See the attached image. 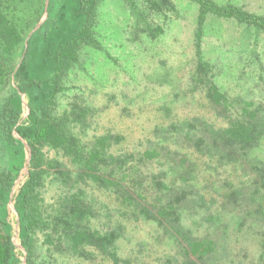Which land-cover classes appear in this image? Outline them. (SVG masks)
I'll return each instance as SVG.
<instances>
[{"label": "rangeland", "instance_id": "1", "mask_svg": "<svg viewBox=\"0 0 264 264\" xmlns=\"http://www.w3.org/2000/svg\"><path fill=\"white\" fill-rule=\"evenodd\" d=\"M62 1L45 0V13L34 31L57 16ZM153 1L100 0L92 21L96 45L85 46L77 65L64 77L55 115L67 116L68 130L83 147L110 136L107 150L130 154L151 147L158 135L175 141L180 129L176 135L174 131L165 135L163 128L183 120L206 118L221 128L236 118L247 120L249 112L257 109L262 126L250 145L225 143L204 149L180 143L177 161L186 159L187 163L171 166L166 159L159 164L152 161L142 163L139 172L149 181L161 174L159 182L175 184L179 198L187 194L177 204L181 223L197 238L209 234L215 239L218 250L210 264H264V34L256 36L233 22L209 18L201 51L210 64L206 74L210 80L200 75L202 83L193 84L198 8L185 0H168L174 9L159 11L152 8ZM216 1L264 16V0ZM208 82L226 95L230 108L222 111L214 106L207 97ZM13 86L12 76L9 83L0 84V105ZM20 98L26 120L28 99L23 93ZM0 130V200L7 202L13 242L26 264L14 196L29 178L31 152L14 134L26 146V161L8 190L3 172L15 154L4 143L1 120ZM42 152L43 173L30 196H36L35 208L47 225L44 233L36 229L31 236L35 245L32 264H110L94 248L71 255L63 243H45L47 233H53L57 243L56 231L61 232L75 216L82 226L99 231L122 222L120 253L133 263H182L181 247L155 223L120 218L126 214L119 208L116 191L83 178L62 151L44 148ZM154 189L149 188L150 194L156 193ZM200 196L209 203H203ZM58 215L66 220H57Z\"/></svg>", "mask_w": 264, "mask_h": 264}, {"label": "trees", "instance_id": "2", "mask_svg": "<svg viewBox=\"0 0 264 264\" xmlns=\"http://www.w3.org/2000/svg\"><path fill=\"white\" fill-rule=\"evenodd\" d=\"M185 1L198 8L194 32L198 62L191 79L193 84L202 83L199 76H206L210 69V64L204 60L201 51L209 18L233 22L256 36L264 34L263 15L249 12L230 2L220 4L216 0ZM99 2L100 0H63L57 16L48 19L34 31L45 13V0L39 4H36V0H0V84L9 83L11 76L16 84L12 93L0 105L4 143L15 154L3 172V181L8 190L14 185L26 161V146L22 141L31 152L29 178L14 196L21 220L20 238L27 251L26 264H32L35 253L32 234L36 229L44 233V225H47L35 208L36 196H30L43 173L40 168L44 162V148L62 151L79 167L83 178L86 177L104 189L116 191L119 195V208L126 214H120V218L153 222L163 229L181 247L180 264H210L218 250L215 239L209 234L197 238L181 223L182 212L177 204L187 194L184 192V196L179 198L180 191L175 184L159 182L161 174L149 181L139 172L140 165L152 161L159 164L165 159L171 166L187 163L186 159L177 161L176 154L180 151V143L188 142V145L204 149L225 143L237 147L250 145L258 136L259 127L262 125L257 120L261 118L256 109L249 112L247 120L236 118L221 128H217L206 118L186 119L178 125L172 124L169 128H163L165 135H172L173 131L176 135L180 129V137L175 141L171 140L173 137L158 135L151 147L130 154L107 150L106 144L111 140L110 136L99 138L92 147H83L80 139L68 130L65 120L67 116L58 118L55 107L62 91L63 79L79 62L82 49L96 45L92 21ZM152 8L171 11L174 6L168 0H155ZM161 29L157 28L158 31ZM209 80L208 78L206 81ZM207 84V97L214 106L222 111L230 108L226 95L218 87L209 82ZM20 93L28 99L29 115L26 120L22 118ZM14 134L22 141L17 140ZM170 155L171 158H168ZM154 187L153 192L156 193L150 194L149 188ZM200 200L205 204L209 203L203 196H200ZM6 203L0 200V264H22L21 255L17 253L13 242V226L7 218ZM75 217L67 222L69 224L61 232L56 231L60 236L57 243L53 233L46 234L45 243L55 246L63 243L71 255L94 248L110 264H147L142 260L133 263L130 258H124L120 253L119 243L125 230L122 222H117L114 228L99 231L82 226ZM56 219L66 220L59 215ZM176 264H179L178 261Z\"/></svg>", "mask_w": 264, "mask_h": 264}]
</instances>
